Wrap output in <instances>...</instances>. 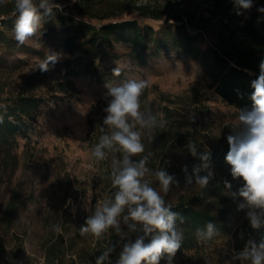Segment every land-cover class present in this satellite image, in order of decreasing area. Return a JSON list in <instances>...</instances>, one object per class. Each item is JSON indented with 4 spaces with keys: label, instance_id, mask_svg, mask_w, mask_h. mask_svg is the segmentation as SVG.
Instances as JSON below:
<instances>
[{
    "label": "rangeland",
    "instance_id": "374dc122",
    "mask_svg": "<svg viewBox=\"0 0 264 264\" xmlns=\"http://www.w3.org/2000/svg\"><path fill=\"white\" fill-rule=\"evenodd\" d=\"M78 1L55 0L61 5L62 10H58L63 16L101 25L99 21L87 20L76 13L74 6ZM112 1L138 6H167L173 15L182 16L191 34L197 36L196 46L202 50L217 46V35L224 18L215 8L214 0ZM253 1L254 6L258 0ZM12 9H15V0H6L0 4V33H4L15 45L13 51L0 47V101L15 96L25 80L50 55L58 56L55 64L60 69L63 62L71 59L62 48L61 40L55 41L53 37V43L46 44L43 21L36 35L26 44L19 45L14 32L18 13H8ZM123 19L137 21L141 27L150 26L156 31H160L167 23L176 24L167 17L164 21H155L137 14H125ZM232 21L237 23L235 19ZM61 30L58 26L59 38H62ZM18 46L24 49L19 50ZM29 48L44 56L30 53ZM128 52L126 45L118 46L114 53L122 57L118 60L106 58L103 63V68L111 74L114 68L120 69L117 79L103 82L90 76L73 78L79 94L65 101L52 99L44 104L36 120L28 125V138H17L13 154L18 165L0 181V250L2 247L8 251L21 248L23 260L43 264L44 247L53 235L54 225L62 229L61 233L56 234H62L68 245L74 241L77 249L85 247L90 250L97 242H104L103 237L96 239L91 235L81 236L80 226L95 211L96 202L110 198L113 189L109 177L112 162L107 159L95 160L91 156L94 146L87 140L88 120L97 122V113L92 107L99 100L107 99L106 85L117 86L131 79H145L149 86L140 97L141 111H150L158 121L162 118L167 124L164 109L168 107L179 113L173 121L178 131L192 129L213 143L223 140L228 143L227 136L234 134L232 127L239 123V111L216 94L205 67L198 60L170 49L148 57L149 66L141 67L127 55ZM63 72H56L54 76L59 78ZM163 96L175 103L164 101ZM148 141L147 136L142 135V143ZM178 153L179 148L174 150V154ZM149 178L154 188L164 196L159 182L154 176ZM230 183L232 192H237L241 187L237 179ZM200 189V186L193 185L178 193L177 198L191 197ZM17 190L21 191L22 198L10 227L4 223L5 211ZM242 202V198H233L226 189L218 197L217 203V207L230 208L226 226L217 229L218 235L213 240L201 242L198 250L185 251L181 256H176L173 264H240V261L232 260V254L236 252L233 247L234 235L250 226L246 218L247 209H239ZM59 215L63 219L60 223ZM121 226L124 227L123 223Z\"/></svg>",
    "mask_w": 264,
    "mask_h": 264
},
{
    "label": "trees",
    "instance_id": "16d2710c",
    "mask_svg": "<svg viewBox=\"0 0 264 264\" xmlns=\"http://www.w3.org/2000/svg\"><path fill=\"white\" fill-rule=\"evenodd\" d=\"M214 3L215 8L223 14L227 23L224 20L221 21L217 46L207 50H202L195 45L197 36L191 34L183 17L173 15L167 6H138L112 0L78 1L74 6L76 13L87 20L101 22L99 26L72 17L67 18L58 9L54 10L53 15L44 17L42 21L46 44L50 45L54 40H61L62 48L71 56V59L63 62L61 69L54 63L49 65L50 69L47 72L36 70L20 86L15 96L0 101V181L4 180L9 170H15L17 167L18 162L13 154L17 138L19 136L28 138V125L36 120L43 105L52 99L65 101L79 94L73 78L90 76L103 82L117 79L115 75L103 68V63L106 58L120 59L122 56L115 54L114 50L121 45L128 47L127 55L141 67L149 66L148 57L157 56L162 51L170 49L190 55L205 67L212 87L224 102L239 112L243 109L250 110L253 103L251 95L254 92L251 83L259 76V64L261 60H264V13L258 11V8L264 7V0H258L250 10L241 9L240 15L237 14L234 2L214 0ZM12 12L16 10H9L8 13ZM125 14H137L142 18L155 21H164L167 17L176 24L167 23L160 31H156L150 26L141 27L137 21L124 20ZM233 19L236 20V24L232 21ZM58 26L62 28V38H59ZM0 40V47L7 51L15 49V45L2 32ZM17 49L21 50L24 47L18 46ZM28 51L34 55L44 56L35 49L29 48ZM62 70H64L63 75L56 78L54 74L62 73ZM107 99L99 100L92 107V110L97 113V122L88 120L87 140L93 146L99 142L102 135L110 134V129L103 125V119L106 116L103 109L107 106ZM163 100L169 101L166 96H163ZM164 111L167 124L163 127L157 126L153 130L152 139L143 143L145 152L132 159L138 161L144 155L151 153L146 166L152 172L165 169L175 177L170 191L164 194V197L166 204L172 205V211L183 218V223L180 219L177 220V228L183 231L184 240L176 257L181 256L185 251L200 248L201 242H197L196 238L198 228H204L209 222L213 223L217 229L226 226L230 217V208L217 207L218 197L226 190L225 181L230 183L236 179L232 177L231 166L225 159L230 150L225 140L213 143L206 136L199 135L192 129L178 131L173 121L174 116H179V113L168 107ZM102 128L103 131H101ZM189 141L197 145L198 153L210 154V165L214 177L208 187L201 188L195 195L180 196L181 198L178 199V193L196 185L193 169L202 164L198 157H193L188 151ZM177 148L179 153L174 154ZM114 158L122 159V153L108 152L107 160L112 162ZM111 172L112 168L109 177ZM206 174L203 171L200 173V175ZM189 177H192V184L188 183ZM238 182L241 186L243 185L242 180ZM116 190L112 189L110 198L114 199ZM21 198V191H15L6 207L4 223L7 226H12ZM175 198L177 201H174ZM126 214L127 209L122 214L121 221ZM62 220L59 215L58 222ZM135 238L136 234L131 237L133 241ZM103 239V243H101L102 240L97 242L90 250L85 247L77 249L74 241L68 245L65 237L62 234L57 235L54 231L45 244L43 264H95L96 258L113 244L116 245V250L110 254L105 264H116L119 252L122 250V245L117 243L120 237L114 229H109ZM249 241L257 244L264 241V226L258 230L249 226L236 232L233 239L234 250L242 251ZM145 242H150V237ZM21 253V248L19 250L12 248L8 251L2 247L0 264H35L23 260ZM160 264H168L166 256Z\"/></svg>",
    "mask_w": 264,
    "mask_h": 264
},
{
    "label": "clouds",
    "instance_id": "9594fccd",
    "mask_svg": "<svg viewBox=\"0 0 264 264\" xmlns=\"http://www.w3.org/2000/svg\"><path fill=\"white\" fill-rule=\"evenodd\" d=\"M5 2L0 0V4ZM233 2L238 15L242 14L241 9L250 10L253 7V0ZM56 9L62 10L55 0H15L18 16L14 32L18 44L24 45L34 37L41 28L43 18L53 15ZM258 11L264 13V7L258 8ZM57 60L56 54L50 55L40 63L39 70L49 71V65ZM259 69V76L251 83L254 89L251 95L252 107L250 110H240L239 123L232 127L234 134L227 136L230 150L225 157L231 166L232 177L243 181L237 192L231 191L232 184L227 181L225 188L233 198H242L239 209H247L246 218L251 228L256 230L264 226V60H261ZM113 75H120L118 67L113 69ZM106 86L108 91L105 96L108 99L103 109L106 113L103 125L110 129V134L100 137L91 149V156L97 161H103L108 158V152L122 153V159L114 158L112 161V187L117 190L114 199L105 198L96 202L95 211L80 226V234L100 239L109 229H114L120 237L117 243L122 245L116 264H160L165 256L168 264H172L184 240L183 231L177 228V220L183 223V218L172 211V205L166 204L165 197L152 186L149 177L154 176L165 194L170 191L175 177L165 169L153 173L146 166L151 153L138 161L132 159L145 152L142 135L151 140L153 130L157 126L163 127L165 121L162 118L158 121L150 111H141L140 97L149 86L147 80L131 79L117 86ZM187 149L193 157L202 161L201 165L193 169L196 185L208 187L214 177L210 154L198 153L197 145L191 141ZM202 171L207 174L200 175ZM188 183L192 184V177L188 178ZM125 209L127 214L123 215L121 221ZM122 222L124 227L121 226ZM53 231L61 233L62 229L54 225ZM132 234H136L134 241L131 239ZM217 235L218 230L211 222L196 230L197 242H209ZM149 237L150 242L146 243ZM115 250V244L108 247L96 258L95 264H105ZM232 260H238L240 264H264V241L259 244L249 241L242 251L233 252Z\"/></svg>",
    "mask_w": 264,
    "mask_h": 264
}]
</instances>
